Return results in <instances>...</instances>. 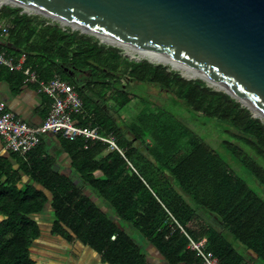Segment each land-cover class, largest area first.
<instances>
[{
  "label": "trees",
  "instance_id": "1",
  "mask_svg": "<svg viewBox=\"0 0 264 264\" xmlns=\"http://www.w3.org/2000/svg\"><path fill=\"white\" fill-rule=\"evenodd\" d=\"M1 19L14 38L13 49L5 51L15 59L24 54L23 66H31L39 78L57 74L73 84L85 114L78 123L114 133L123 155L98 140L55 134L69 157L70 174L58 171L43 137L24 155L10 151L18 168L0 156V264H40L31 255V244L40 235L31 215L47 202L53 212L50 232L87 245L107 264H152L128 229L150 242L168 264H201L188 247L187 235L204 239L205 248L221 264H264V199L233 167L237 163L264 193V121L204 79L187 78L146 58L131 59L90 33L8 4L0 5ZM63 66L88 71L91 82L80 87ZM0 68L16 84L22 83L21 70ZM121 79L156 85L194 115L213 120L225 134L217 149L162 108L155 112L143 107L123 129L84 90L91 83L98 98H112L120 109L132 97ZM150 130L152 144L143 138ZM18 169L30 183H21ZM199 208L214 216L220 227L208 222ZM235 241L247 256L236 259Z\"/></svg>",
  "mask_w": 264,
  "mask_h": 264
},
{
  "label": "water",
  "instance_id": "2",
  "mask_svg": "<svg viewBox=\"0 0 264 264\" xmlns=\"http://www.w3.org/2000/svg\"><path fill=\"white\" fill-rule=\"evenodd\" d=\"M19 1L50 18L76 23L74 29L100 42L116 45L94 32L194 68L229 87L236 95L222 90L242 104L238 96L264 112V0ZM73 69L63 66L68 74Z\"/></svg>",
  "mask_w": 264,
  "mask_h": 264
},
{
  "label": "crops",
  "instance_id": "3",
  "mask_svg": "<svg viewBox=\"0 0 264 264\" xmlns=\"http://www.w3.org/2000/svg\"><path fill=\"white\" fill-rule=\"evenodd\" d=\"M3 27H6L7 29L3 31ZM8 27H9L8 22H6L4 19H1L0 49L3 50H7L9 48L13 49L12 41L14 38L8 35V31H7ZM20 56H24V54H20L17 58H19ZM91 80H92L91 76L87 74V79L84 81L91 82ZM121 82L122 84H127V88H129V85H131L132 83H137V81H132L128 79H121ZM145 84L147 85L146 86L147 88L152 87L156 90H163L158 88L156 85L150 83H145ZM91 86L92 84L90 83V85L88 87H85L84 90L94 98L96 103L101 104L103 110L113 115L116 121L122 126L123 129L124 126L119 122L120 119L117 116L118 114H120L119 112L123 113L122 109L126 107L128 104L131 105V108H134L132 112H135L136 109L140 110L142 107L138 103H133L134 97L132 96L130 101L124 107L119 109L117 108V104L112 98H107L105 101H103L101 98H98L97 94H95L96 92H94L93 89L91 90ZM104 93L105 96H108L110 93V89L106 88L104 90ZM167 95H171V94H167ZM0 100L5 103V107L8 110L14 112L17 116H19L20 118H22L23 120L27 121L32 125H38L41 122H43V120L46 118L48 114L50 108V102H51L49 96H47L46 94L38 93L35 90L34 84L24 83L22 81V83L18 85L16 84L14 79H9L8 73L1 68H0ZM126 133L127 135H129L128 132ZM42 137L45 142L46 152L55 159V165L57 166L58 171L64 174H70L71 169L69 167V162H70L69 157L66 154V152L62 149L60 142L58 138L55 136V134L48 133V134H44ZM145 141L148 144H152V140L148 136L145 137ZM134 143L140 145V142L138 140H134ZM0 156L6 158L13 168L19 167V161L11 154L9 150L3 147L1 136H0ZM18 172L20 173L21 176V183L31 182L29 176L24 172H22L21 169H18ZM35 185L37 187H40L38 184ZM199 212L208 222L212 223L217 227H220V222L210 213L200 208H199ZM31 216L38 223L40 227V235L39 237L33 240L32 244L37 243L38 239H41L44 236L48 240L50 236L53 235L50 232V225L53 220V212L49 203L47 202L42 210L32 214ZM1 218H2V214H0V219ZM132 231L134 232L135 238L142 243L141 245L144 249L145 257L148 260V262L152 264H168L163 259L159 251L150 242L143 239L138 232L134 231L133 229ZM57 237L58 239H60L58 245L62 246V250H60V252L58 251L56 253L57 255L55 254L53 256V260L57 262L56 264H107L101 259L100 255L96 251L91 250V248L89 249L87 245H84L79 241H74L72 243H69L65 241L63 238L59 236ZM32 244H31V251L32 248H34V245ZM234 245L238 248V252H239L238 255L236 256V259H240L242 256L248 255V253L244 250L242 246L235 244V242ZM35 247H37V245ZM46 253L39 254L42 256L44 255L42 257V260H37L36 257L34 256L33 257L37 260L38 263L40 262V264H44L45 260L47 259Z\"/></svg>",
  "mask_w": 264,
  "mask_h": 264
},
{
  "label": "built area",
  "instance_id": "4",
  "mask_svg": "<svg viewBox=\"0 0 264 264\" xmlns=\"http://www.w3.org/2000/svg\"><path fill=\"white\" fill-rule=\"evenodd\" d=\"M2 4L20 6L13 0H0V5ZM22 11L29 14L32 11L39 13L25 8ZM52 19L54 18H51V21H53ZM56 22L62 27L65 25L70 27L59 20ZM6 29L3 27V31ZM23 60L24 56L15 59L14 56L0 49V65L9 69L21 70L24 75V83L34 84L38 93L50 97V108L43 122L32 125L8 110L5 103L0 100V136L5 149L24 155L39 143L44 134L50 133L61 134L67 139L83 137L86 140H98L105 143L108 149H116L123 155L122 149L117 145L114 133L102 132L96 124L78 123V120L83 119L85 114L82 99L73 84L57 74L49 79L39 78L31 66H23ZM113 237L114 235L111 236V238ZM187 237L188 247L196 251L201 258V264H221L219 258L205 248L204 239L194 240L189 235Z\"/></svg>",
  "mask_w": 264,
  "mask_h": 264
},
{
  "label": "rangeland",
  "instance_id": "5",
  "mask_svg": "<svg viewBox=\"0 0 264 264\" xmlns=\"http://www.w3.org/2000/svg\"><path fill=\"white\" fill-rule=\"evenodd\" d=\"M30 14H39L41 16H44V17L51 19L50 17L42 15L40 13H34V11H32ZM52 20L54 21L55 19H52ZM55 21H57V20H55ZM114 46H116V45H114ZM117 47L121 49L123 54L127 55L131 59H135L138 57L140 59L146 58V59H148L154 63L160 62L157 60H155V61L151 60L150 58H148V56L140 55L139 52H135L131 49L123 48L122 46H117ZM160 63H163V64L169 66L170 68L177 70L179 73L183 74V70L180 68H175V67L171 66V64H169V63H164V62H160ZM184 76H186V75H184ZM186 77L195 78L198 76H195V77L186 76ZM207 83L210 86H212L213 88L218 89V87L213 85L212 83H209L208 81H207ZM146 86L147 85L145 83H141V82L132 83L131 85H129V88H128L129 92L131 93V96L134 97L133 103H138L142 107L140 110L136 109L135 110L136 113H135V112H132L134 108H131V105L128 104L126 107H124L122 109L123 111L121 110L123 113L119 112L120 114H118L117 116L120 119L119 122L124 127L132 124L133 120L136 119L138 114L140 112H143L142 111L143 107L146 106L148 108V110H150V111L152 110L155 112H159L158 108H162L163 111H165V113L177 117L181 121V123L192 128L196 133H198V135L201 138H203L205 141H207L208 144L210 143L212 147L217 149L220 140L222 139V137L225 136V134L222 133L221 129L214 123L213 120H206V118L202 115H197V114L194 115L193 111H191L188 108V106H186L182 101H175L172 94L169 92L167 93L166 90H156L152 87L147 88ZM167 94H171V95H167ZM251 112H252V110H251ZM262 121H264V120L262 119ZM144 135L145 136L143 138L148 136V137H150L151 140H154L153 136L151 137V135H153L152 130H150V132H148ZM129 136H131L130 133H129ZM224 158L227 159V156H225ZM233 167H234V170L236 171V173L238 175L242 176L243 178H245V180L264 199V193L262 192L260 185L256 181H254V179L250 175L243 173V171L241 170V168L238 166L237 163H233ZM128 231L134 235V232L131 229H128ZM59 240L60 239H58V237L55 235H51L48 240L45 236L42 237L41 239H38L37 243L32 244V245H34V248H32L31 255L36 257L37 260H42V257L44 255L42 256L39 254L47 252L46 253L47 259L45 260L44 263L56 264L57 262L55 260H53V256L58 251L60 252V250H62V246L58 245ZM65 243H67V242H65ZM35 244L37 245V247H35L36 246ZM235 244H239V243L237 241H235ZM89 249H90V247H89ZM91 250H93V249L91 248Z\"/></svg>",
  "mask_w": 264,
  "mask_h": 264
},
{
  "label": "bare ground",
  "instance_id": "6",
  "mask_svg": "<svg viewBox=\"0 0 264 264\" xmlns=\"http://www.w3.org/2000/svg\"><path fill=\"white\" fill-rule=\"evenodd\" d=\"M13 1L16 2V3L22 4L24 6V8L27 9V10H34L32 7H29L27 4H25V3H23V2H21L19 0H13ZM56 19L59 20L60 22H62L63 24H69L70 25V23H71V26L73 28H78L79 27V25H77L76 23L68 22L67 20H64V19H58V18H56ZM85 30H87V29H85ZM87 31H91V30H87ZM94 33L96 35H98V37L102 41L113 43V44L122 46L123 48H128V49H131V50H133L135 52H139L140 55L148 56V58H150L151 60H154V61L157 60V61H160V62L169 63V64H171V66H173L175 68L182 69L183 70V75L190 76V77L200 76V77L204 78L206 81H208L209 83H212L213 85L217 86L218 88L225 89V90L231 92L233 95L235 94L229 87H227L223 83L215 80L214 78H212L210 76H207L206 74H204L202 72L197 71L194 68L186 66V65H184L182 63H179V62H177L175 60H172V59H170L168 57H165V56H163L161 54L153 52V51H151L149 49H146L144 47H141V46H138V45L123 41L121 39H118V38H115V37H112V36H109V35H106V34H103V33H100V32H94ZM238 98H240L244 104H247L250 107V109L252 110L253 114L259 116L260 118H262L264 120V112L261 109H259L256 106H253L252 104L248 103L241 96H238Z\"/></svg>",
  "mask_w": 264,
  "mask_h": 264
},
{
  "label": "flooded vegetation",
  "instance_id": "7",
  "mask_svg": "<svg viewBox=\"0 0 264 264\" xmlns=\"http://www.w3.org/2000/svg\"><path fill=\"white\" fill-rule=\"evenodd\" d=\"M87 74H89L88 71L81 68H75L73 69V71H71V74H69V76H71L79 84L80 87H83V85L85 84L84 80L87 79Z\"/></svg>",
  "mask_w": 264,
  "mask_h": 264
}]
</instances>
